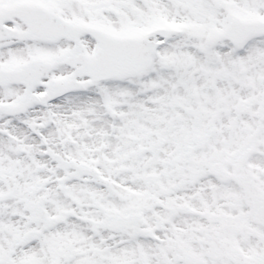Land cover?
<instances>
[{
	"label": "snow or ice",
	"instance_id": "snow-or-ice-1",
	"mask_svg": "<svg viewBox=\"0 0 264 264\" xmlns=\"http://www.w3.org/2000/svg\"><path fill=\"white\" fill-rule=\"evenodd\" d=\"M0 264H264V0H0Z\"/></svg>",
	"mask_w": 264,
	"mask_h": 264
}]
</instances>
